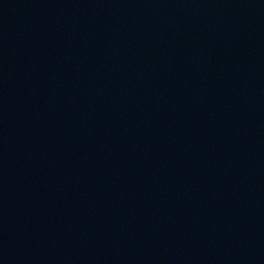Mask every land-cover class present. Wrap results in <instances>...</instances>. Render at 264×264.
<instances>
[{"label": "water", "instance_id": "1", "mask_svg": "<svg viewBox=\"0 0 264 264\" xmlns=\"http://www.w3.org/2000/svg\"><path fill=\"white\" fill-rule=\"evenodd\" d=\"M155 264H264V0H31Z\"/></svg>", "mask_w": 264, "mask_h": 264}]
</instances>
